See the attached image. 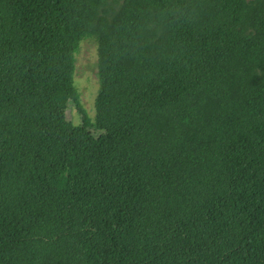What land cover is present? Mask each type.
<instances>
[{"label":"trees","instance_id":"16d2710c","mask_svg":"<svg viewBox=\"0 0 264 264\" xmlns=\"http://www.w3.org/2000/svg\"><path fill=\"white\" fill-rule=\"evenodd\" d=\"M0 264H264V0H0Z\"/></svg>","mask_w":264,"mask_h":264},{"label":"rangeland","instance_id":"374dc122","mask_svg":"<svg viewBox=\"0 0 264 264\" xmlns=\"http://www.w3.org/2000/svg\"><path fill=\"white\" fill-rule=\"evenodd\" d=\"M75 85L81 93V101L92 120L95 119V102L99 90L98 48L94 39L81 43L76 56ZM68 118L75 124H81V118L73 105L67 113Z\"/></svg>","mask_w":264,"mask_h":264}]
</instances>
